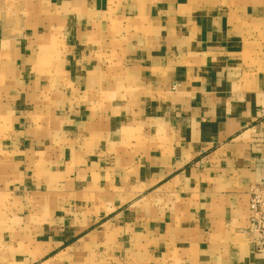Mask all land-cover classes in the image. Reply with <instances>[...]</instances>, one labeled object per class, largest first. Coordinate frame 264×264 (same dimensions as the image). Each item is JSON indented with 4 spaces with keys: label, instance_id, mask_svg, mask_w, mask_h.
Wrapping results in <instances>:
<instances>
[{
    "label": "crops",
    "instance_id": "0c3cea01",
    "mask_svg": "<svg viewBox=\"0 0 264 264\" xmlns=\"http://www.w3.org/2000/svg\"><path fill=\"white\" fill-rule=\"evenodd\" d=\"M264 0H0V264H264Z\"/></svg>",
    "mask_w": 264,
    "mask_h": 264
},
{
    "label": "built area",
    "instance_id": "2783aa9c",
    "mask_svg": "<svg viewBox=\"0 0 264 264\" xmlns=\"http://www.w3.org/2000/svg\"><path fill=\"white\" fill-rule=\"evenodd\" d=\"M249 208L250 224L247 232L251 241L260 249H264V180L250 186Z\"/></svg>",
    "mask_w": 264,
    "mask_h": 264
}]
</instances>
